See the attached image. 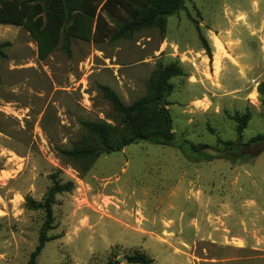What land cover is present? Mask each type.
<instances>
[{"label":"rangeland","instance_id":"obj_1","mask_svg":"<svg viewBox=\"0 0 264 264\" xmlns=\"http://www.w3.org/2000/svg\"><path fill=\"white\" fill-rule=\"evenodd\" d=\"M0 264H28L45 227L54 180L53 229L36 264H264V0H186L159 27L93 43L73 39L46 59L23 28L0 25ZM208 44L212 57L204 48ZM218 61L216 69L215 61ZM170 64L166 98L174 139L123 154H63L89 139L83 123L117 125L101 86L124 104L148 95ZM251 114L242 135L236 115ZM234 141L235 145H227Z\"/></svg>","mask_w":264,"mask_h":264},{"label":"trees","instance_id":"obj_2","mask_svg":"<svg viewBox=\"0 0 264 264\" xmlns=\"http://www.w3.org/2000/svg\"><path fill=\"white\" fill-rule=\"evenodd\" d=\"M185 2L186 0H0V25L21 27L27 31L37 44L39 59L44 60L61 44L70 54L73 39L98 44L130 37L140 30L154 26L164 31L167 19L182 11ZM5 46H9V43L0 44V58L6 57L2 51ZM204 48L211 58L207 43ZM182 74V69L176 64L159 66L148 82V95L129 105L124 104L110 87L101 86L104 97L119 114L120 123L112 125L103 121L84 122L89 139L62 153L82 160L97 156L99 145L114 151L141 141L157 144L171 142L175 137L172 118L169 109L161 107L160 99L165 90H171L170 79ZM259 92L264 95V84L260 86ZM234 120L237 122V133L241 136L251 120V114L236 115ZM261 141H264V135L252 138L248 144ZM227 145L233 147L235 142L229 141ZM73 189L72 182L61 183L54 180L43 201L27 198L28 209L43 210L46 214L39 244L32 252L28 264H36L46 242L54 239L48 236V231L53 229L56 196ZM127 260L137 264L154 262L140 251L129 255ZM107 264L119 262L111 261Z\"/></svg>","mask_w":264,"mask_h":264},{"label":"water","instance_id":"obj_3","mask_svg":"<svg viewBox=\"0 0 264 264\" xmlns=\"http://www.w3.org/2000/svg\"><path fill=\"white\" fill-rule=\"evenodd\" d=\"M168 93H169V90L168 89L165 90L163 97L160 99V104H161V107L163 108H165L167 105L166 98H167ZM121 154H123L122 150H114V151H111L110 153H107V152L105 153V155L110 156V157L115 156V155H121Z\"/></svg>","mask_w":264,"mask_h":264},{"label":"bare ground","instance_id":"obj_4","mask_svg":"<svg viewBox=\"0 0 264 264\" xmlns=\"http://www.w3.org/2000/svg\"><path fill=\"white\" fill-rule=\"evenodd\" d=\"M215 65H216V69L218 68V61H217V58H216V61H215Z\"/></svg>","mask_w":264,"mask_h":264},{"label":"crops","instance_id":"obj_5","mask_svg":"<svg viewBox=\"0 0 264 264\" xmlns=\"http://www.w3.org/2000/svg\"><path fill=\"white\" fill-rule=\"evenodd\" d=\"M20 28H21V27H20ZM23 30H24V29H23ZM24 31H25V30H24ZM25 32H26V34H27L28 36H30L29 33H28L27 31H25Z\"/></svg>","mask_w":264,"mask_h":264}]
</instances>
